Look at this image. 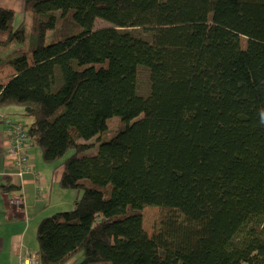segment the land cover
I'll return each instance as SVG.
<instances>
[{"label":"trees","instance_id":"obj_1","mask_svg":"<svg viewBox=\"0 0 264 264\" xmlns=\"http://www.w3.org/2000/svg\"><path fill=\"white\" fill-rule=\"evenodd\" d=\"M15 19L0 7V110L32 118L45 162L76 150L64 189L101 194L41 220V264H264V0H26ZM147 206L167 210L153 235Z\"/></svg>","mask_w":264,"mask_h":264},{"label":"crops","instance_id":"obj_2","mask_svg":"<svg viewBox=\"0 0 264 264\" xmlns=\"http://www.w3.org/2000/svg\"><path fill=\"white\" fill-rule=\"evenodd\" d=\"M25 3L26 0H0V7L12 9L16 13V27L19 26L17 23L19 15L23 16L24 20ZM12 73L11 68H6L1 71V76ZM12 109L11 106L0 110V123H3L6 130L4 114L16 115L17 113L10 111ZM10 116L13 119L12 115ZM31 147L34 148V146L28 147V155ZM7 148L6 133L4 137L0 132V186L10 181L19 187V190L13 193L4 194L0 190V264H21V256L27 248L38 251L36 232L41 220L47 217L49 212L59 208L60 211L57 213L64 212L72 210L75 206L73 210L76 209L79 212V192H75V189H64L61 186L62 162L59 165L58 162L45 164L41 159L42 150L39 152V157L29 155L33 171L19 177L13 167L12 158L6 154ZM70 190L73 192H69ZM76 190L79 191V189ZM19 195H23L24 200L23 204L16 208L9 201L12 197ZM85 209L87 210V207ZM35 244L36 247H34Z\"/></svg>","mask_w":264,"mask_h":264},{"label":"rangeland","instance_id":"obj_3","mask_svg":"<svg viewBox=\"0 0 264 264\" xmlns=\"http://www.w3.org/2000/svg\"><path fill=\"white\" fill-rule=\"evenodd\" d=\"M22 18H23V16L19 15V17L17 19V23L19 25L22 23V20H23ZM27 23L28 24L30 23L28 21V19H27ZM107 23L108 22H106L104 20H98L97 23L95 24V27H96V29H99L100 27L104 28V27L108 26ZM149 86L150 85H149L148 73L146 71L145 72L143 71L140 75V78H139V88H140L141 93H143L145 95L148 94L149 93ZM12 107H13V109L10 111L17 113L16 115H12L13 119H15V121H17V122L26 124V127H28V125H30L32 123V120L30 119V117H26V116L21 115L22 109H21L20 105H13ZM0 124H2V125H0V132H2L3 136L5 137V133H6L5 126L3 125L2 122ZM108 124L111 127V129H113L114 131L110 132L109 134H106V136L103 139L108 140V139H112L115 137L120 138V136H118L117 133L119 132V130L121 128V124L118 121L117 117H113L110 120H108ZM86 143L93 144V145L91 146L90 149L85 151L84 155H94L97 153L99 145L101 142L97 138H94V139H91L90 141H86ZM30 150H29L30 156L39 157V152H41L40 147L34 146V148L31 147ZM75 153H76V150H70L64 159H62L61 161H58V165L60 162H63L65 159L69 158L70 156H72ZM27 154H28V152H27ZM29 155H28V157H29ZM41 159H42V162H44L45 164L47 163L44 161L43 154H41ZM47 164H49V163H47ZM74 191L79 192V213H81V214L85 213L86 212L85 207H87V209H88V207L97 208L98 205L100 204L101 194L99 192H93L92 191V193H90V200H89L88 204H85L84 202H82L84 192H82L81 190L78 191L76 189ZM69 192H73V190H70ZM74 208H72V210H66L64 212H66L67 213L66 215H68L71 211H73ZM59 209H56V210L49 212L48 216H52L53 215L52 213H54V214H55V212L57 213V211H60ZM65 209H67V208H65ZM143 212H144V227H145V229L149 235H153V233L155 232L157 227L160 225L162 219L167 215V210L164 208H161V207H157V206H147L144 208ZM36 237H37V232H36ZM36 246L37 245L35 244L34 247H36ZM80 260L81 259H79V261L75 262V264H78L80 262Z\"/></svg>","mask_w":264,"mask_h":264},{"label":"built area","instance_id":"obj_4","mask_svg":"<svg viewBox=\"0 0 264 264\" xmlns=\"http://www.w3.org/2000/svg\"><path fill=\"white\" fill-rule=\"evenodd\" d=\"M1 116V115H0ZM6 139L8 141L7 156L12 158L13 167L17 175L23 177L32 172L33 167L29 161L27 150L30 144V135L28 129L22 123L15 122L12 119L6 121ZM24 196L19 195L10 199V204L19 208L23 204ZM39 255L36 251L26 249L21 256V264H38Z\"/></svg>","mask_w":264,"mask_h":264}]
</instances>
